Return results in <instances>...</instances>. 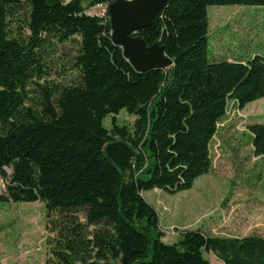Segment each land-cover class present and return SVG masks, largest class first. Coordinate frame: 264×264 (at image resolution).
I'll list each match as a JSON object with an SVG mask.
<instances>
[{"label": "trees", "instance_id": "trees-1", "mask_svg": "<svg viewBox=\"0 0 264 264\" xmlns=\"http://www.w3.org/2000/svg\"><path fill=\"white\" fill-rule=\"evenodd\" d=\"M114 1L0 0V203L45 206L55 233L46 264H210V254L221 264H264L260 234L196 229L164 242L144 196L191 190L212 168L229 102L242 110L264 98L263 56L210 59L208 13L264 0H169L137 35L173 64L147 74L114 45L108 12L87 14ZM123 111L132 125L117 119ZM248 131L264 157V123Z\"/></svg>", "mask_w": 264, "mask_h": 264}, {"label": "rangeland", "instance_id": "rangeland-1", "mask_svg": "<svg viewBox=\"0 0 264 264\" xmlns=\"http://www.w3.org/2000/svg\"><path fill=\"white\" fill-rule=\"evenodd\" d=\"M208 13L211 60L246 63L264 57V7L210 6ZM72 51L73 44L59 47L62 57ZM117 119L132 125L135 117L123 111ZM254 123H264V98L242 110L230 101L211 143L210 172L188 191L144 193L159 213L164 242L172 244L183 231L196 229L219 237L264 235V157L253 152L248 126ZM105 124L110 128L111 118ZM5 189L0 176V192ZM50 227L42 203H0V264H46L55 236ZM208 259L221 264L213 254Z\"/></svg>", "mask_w": 264, "mask_h": 264}, {"label": "water", "instance_id": "water-1", "mask_svg": "<svg viewBox=\"0 0 264 264\" xmlns=\"http://www.w3.org/2000/svg\"><path fill=\"white\" fill-rule=\"evenodd\" d=\"M168 1L116 0L108 6L112 41L122 49L125 59L136 71L147 74L155 70L169 69L173 64L166 56L163 46H148L146 41L137 35L140 30L153 24Z\"/></svg>", "mask_w": 264, "mask_h": 264}, {"label": "built area", "instance_id": "built-area-1", "mask_svg": "<svg viewBox=\"0 0 264 264\" xmlns=\"http://www.w3.org/2000/svg\"><path fill=\"white\" fill-rule=\"evenodd\" d=\"M108 6H109V5H97L96 7H94V8H92V9L88 10V11H87V14L92 15V16H94V15H98V14H97V11H98V9H99V10H102V11H103V16H105V15H106V12L108 11ZM98 16H99V15H98Z\"/></svg>", "mask_w": 264, "mask_h": 264}]
</instances>
